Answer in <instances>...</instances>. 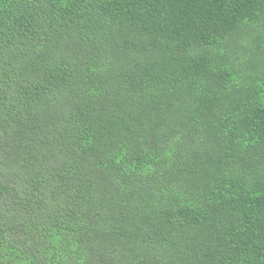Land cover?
<instances>
[{
	"label": "trees",
	"instance_id": "16d2710c",
	"mask_svg": "<svg viewBox=\"0 0 264 264\" xmlns=\"http://www.w3.org/2000/svg\"><path fill=\"white\" fill-rule=\"evenodd\" d=\"M0 264H264V0H0Z\"/></svg>",
	"mask_w": 264,
	"mask_h": 264
}]
</instances>
